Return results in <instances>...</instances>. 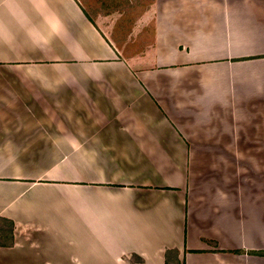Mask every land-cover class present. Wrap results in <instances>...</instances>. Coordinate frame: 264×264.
<instances>
[{
	"label": "crops",
	"instance_id": "0c3cea01",
	"mask_svg": "<svg viewBox=\"0 0 264 264\" xmlns=\"http://www.w3.org/2000/svg\"><path fill=\"white\" fill-rule=\"evenodd\" d=\"M11 222L0 264H264V0H0Z\"/></svg>",
	"mask_w": 264,
	"mask_h": 264
},
{
	"label": "trees",
	"instance_id": "16d2710c",
	"mask_svg": "<svg viewBox=\"0 0 264 264\" xmlns=\"http://www.w3.org/2000/svg\"><path fill=\"white\" fill-rule=\"evenodd\" d=\"M13 231H14V223L11 222L9 224V229L6 230L7 234H9V237H8L9 239L8 241H5V242L0 239V246L13 245V242H14ZM172 252L174 251L167 250L166 252V263L167 264H172L170 260ZM136 258H137V262L139 263L143 262V259L141 257L136 256ZM177 264H181V263H177Z\"/></svg>",
	"mask_w": 264,
	"mask_h": 264
},
{
	"label": "rangeland",
	"instance_id": "374dc122",
	"mask_svg": "<svg viewBox=\"0 0 264 264\" xmlns=\"http://www.w3.org/2000/svg\"><path fill=\"white\" fill-rule=\"evenodd\" d=\"M1 226H5V225H3V224H0ZM0 234H1V230H0ZM1 239V238H0Z\"/></svg>",
	"mask_w": 264,
	"mask_h": 264
}]
</instances>
